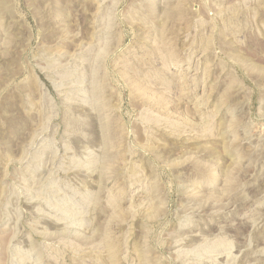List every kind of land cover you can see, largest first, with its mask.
<instances>
[{
  "label": "rangeland",
  "instance_id": "obj_1",
  "mask_svg": "<svg viewBox=\"0 0 264 264\" xmlns=\"http://www.w3.org/2000/svg\"><path fill=\"white\" fill-rule=\"evenodd\" d=\"M0 264H264V0H0Z\"/></svg>",
  "mask_w": 264,
  "mask_h": 264
}]
</instances>
